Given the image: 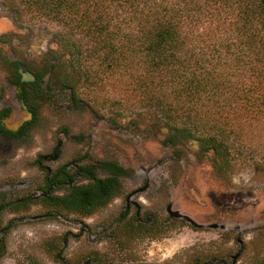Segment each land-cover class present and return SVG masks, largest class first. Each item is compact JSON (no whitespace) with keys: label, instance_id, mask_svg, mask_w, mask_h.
<instances>
[{"label":"rangeland","instance_id":"374dc122","mask_svg":"<svg viewBox=\"0 0 264 264\" xmlns=\"http://www.w3.org/2000/svg\"><path fill=\"white\" fill-rule=\"evenodd\" d=\"M215 27L206 22L199 35L216 36ZM60 35L83 51L91 44L56 21L33 19L20 0H0V108H15L8 126L30 116L17 106L6 58L29 73L51 56L69 63ZM61 63L55 73L63 75ZM96 70L104 77L95 87L82 70L72 78L48 73L30 130L0 135V264H264V106L251 114L236 104L232 157L223 165L213 152L201 155L197 141L166 144L168 129L155 128L157 113L140 106L128 76ZM103 161L128 170L108 204L83 215L43 202L59 166L81 184L78 170L97 166L104 175ZM131 225L152 233L133 235Z\"/></svg>","mask_w":264,"mask_h":264},{"label":"trees","instance_id":"16d2710c","mask_svg":"<svg viewBox=\"0 0 264 264\" xmlns=\"http://www.w3.org/2000/svg\"><path fill=\"white\" fill-rule=\"evenodd\" d=\"M20 2L33 19L56 21L69 35L91 41L83 51L60 35L59 43L71 56L69 63L49 57L38 72L39 79L47 73L51 79L58 77L61 73L55 71L61 62L62 76L72 78L82 70L84 82L92 87L104 77L96 69L107 75L124 72L135 84L140 106L157 113L155 128L168 129L166 144L194 140L201 155L213 152L223 165H229L236 104L241 106L239 111L251 114L263 110L264 0ZM206 22L215 23L216 36L199 35ZM62 82L72 88L66 80ZM37 84L36 94L28 92L26 100L46 99L48 91ZM2 116L0 112V122ZM32 125H24L15 136L22 137ZM1 132L5 131L0 123ZM67 168L63 165L49 174L46 188L71 182L74 176ZM101 168L104 175L97 166L79 169L87 182L46 196L43 202L55 210L93 214L121 194L122 177L128 174L117 161H103ZM131 226L133 235L152 233V226Z\"/></svg>","mask_w":264,"mask_h":264},{"label":"flooded vegetation","instance_id":"af4514ba","mask_svg":"<svg viewBox=\"0 0 264 264\" xmlns=\"http://www.w3.org/2000/svg\"><path fill=\"white\" fill-rule=\"evenodd\" d=\"M14 63L16 65H14ZM6 64H7V67L9 69V72L11 73L10 84L16 90L15 100L17 102V106L20 107V110H22V112H24L27 116H30V117L28 119H25V117H26L25 116L16 128H14L12 126L10 127L7 125L6 120L14 114L15 108L13 106H5V107L0 108V112H3V116L1 117L0 123H1L2 129L5 131V132H1L0 135H3V136L7 135V137L12 136V138L13 137L21 138V137L15 136V135L17 133L21 132V129L24 125L33 123L34 122V116L37 114L36 105L33 104V101L26 100L25 95L28 92L32 93L38 87L37 83H41L42 89L46 90L44 88V84L48 80V79L46 80L48 73L44 74L43 77L41 79H39V73L38 72L35 73V72L30 71V73H31L30 74L29 70H26L25 68H23L22 63L19 60H10V59L6 58ZM15 67H16V70H15ZM26 72H28V73H26ZM33 93H34L33 95L36 94L35 92H33ZM63 165H65V164H63ZM63 165H61V166H63ZM72 182L73 181H71V182L69 181L66 184L72 186L73 185V184H71ZM46 185H47V183H46ZM57 186L58 185H56V183L52 184L48 188H46L47 187L46 186L42 190L41 196L46 197V196L52 195L55 192H52L51 190H53Z\"/></svg>","mask_w":264,"mask_h":264}]
</instances>
